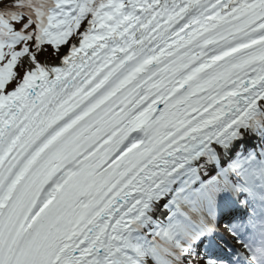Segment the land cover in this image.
Masks as SVG:
<instances>
[{
    "label": "snow or ice",
    "instance_id": "obj_1",
    "mask_svg": "<svg viewBox=\"0 0 264 264\" xmlns=\"http://www.w3.org/2000/svg\"><path fill=\"white\" fill-rule=\"evenodd\" d=\"M0 264H264V0H0Z\"/></svg>",
    "mask_w": 264,
    "mask_h": 264
}]
</instances>
